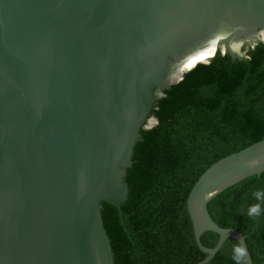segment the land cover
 <instances>
[{
	"label": "water",
	"instance_id": "1",
	"mask_svg": "<svg viewBox=\"0 0 264 264\" xmlns=\"http://www.w3.org/2000/svg\"><path fill=\"white\" fill-rule=\"evenodd\" d=\"M264 44V0H0V264H114L102 203L119 209L141 130L201 49ZM264 139L210 165L186 208L206 264L232 238L207 203L264 171ZM218 235L214 247L201 235ZM245 264H253L247 250Z\"/></svg>",
	"mask_w": 264,
	"mask_h": 264
},
{
	"label": "trees",
	"instance_id": "2",
	"mask_svg": "<svg viewBox=\"0 0 264 264\" xmlns=\"http://www.w3.org/2000/svg\"><path fill=\"white\" fill-rule=\"evenodd\" d=\"M157 124L141 130L124 181L128 195L119 209L103 202L101 217L114 264H198L206 257L196 245L187 196L198 177L219 159L264 139V44L242 60L216 53L196 64L164 91L151 108ZM264 171L213 197L207 211L220 227L244 236L253 264H264ZM262 212L250 217V205ZM206 231L201 243L215 246ZM228 238L206 264H237Z\"/></svg>",
	"mask_w": 264,
	"mask_h": 264
},
{
	"label": "clouds",
	"instance_id": "3",
	"mask_svg": "<svg viewBox=\"0 0 264 264\" xmlns=\"http://www.w3.org/2000/svg\"><path fill=\"white\" fill-rule=\"evenodd\" d=\"M261 163H264V157L252 159L249 161L250 166H257L258 164ZM253 195L257 201H264V191L257 190L253 193ZM261 212H262L261 203H254L250 205L247 210V214L250 217H258L261 215ZM246 256H247V249L242 244H238L234 246L232 258L237 262V264H245Z\"/></svg>",
	"mask_w": 264,
	"mask_h": 264
},
{
	"label": "bare ground",
	"instance_id": "4",
	"mask_svg": "<svg viewBox=\"0 0 264 264\" xmlns=\"http://www.w3.org/2000/svg\"><path fill=\"white\" fill-rule=\"evenodd\" d=\"M211 54H212L211 52L201 49L200 51H198L196 55H193L187 61H185L183 66L185 69H189L193 67L194 65H196V63L204 62L205 60H207L208 57L211 56Z\"/></svg>",
	"mask_w": 264,
	"mask_h": 264
}]
</instances>
